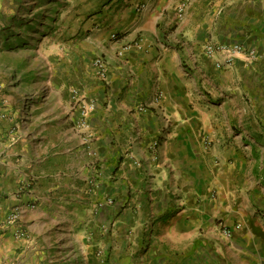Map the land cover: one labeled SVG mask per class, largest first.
Wrapping results in <instances>:
<instances>
[{
    "label": "crops",
    "instance_id": "0c3cea01",
    "mask_svg": "<svg viewBox=\"0 0 264 264\" xmlns=\"http://www.w3.org/2000/svg\"><path fill=\"white\" fill-rule=\"evenodd\" d=\"M182 1L91 2L39 187L0 208L21 210L14 251L67 238L88 264H264V0H189L179 20Z\"/></svg>",
    "mask_w": 264,
    "mask_h": 264
},
{
    "label": "rangeland",
    "instance_id": "374dc122",
    "mask_svg": "<svg viewBox=\"0 0 264 264\" xmlns=\"http://www.w3.org/2000/svg\"><path fill=\"white\" fill-rule=\"evenodd\" d=\"M92 1L0 0V208L39 187V133L62 111L63 83L77 78ZM14 210L0 220V264H88L67 238L14 251L10 246L26 237L8 233L20 220L12 223Z\"/></svg>",
    "mask_w": 264,
    "mask_h": 264
},
{
    "label": "built area",
    "instance_id": "2783aa9c",
    "mask_svg": "<svg viewBox=\"0 0 264 264\" xmlns=\"http://www.w3.org/2000/svg\"><path fill=\"white\" fill-rule=\"evenodd\" d=\"M188 4H189V0H184L182 1L178 8H177V14H178V19L179 20H183L185 17V13L186 10L188 8ZM115 38V37H113ZM222 51L225 52L228 55V60L231 61L232 58H236L239 54H241V47L239 46H235L232 50L226 49V48H222ZM215 53V50L213 48H208L207 50V54L208 55H213ZM97 74L101 77V78H105L107 77V65L105 63V61L103 59H97L94 63ZM218 68H220V65L218 66ZM21 215V210L19 208H16L14 210V213L11 217V221L12 223H16ZM227 237L230 238L231 234L230 232H226Z\"/></svg>",
    "mask_w": 264,
    "mask_h": 264
}]
</instances>
